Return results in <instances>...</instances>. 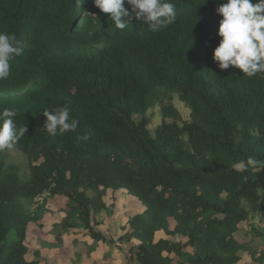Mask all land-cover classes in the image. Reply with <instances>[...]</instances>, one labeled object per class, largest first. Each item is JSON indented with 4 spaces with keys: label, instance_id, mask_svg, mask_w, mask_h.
I'll list each match as a JSON object with an SVG mask.
<instances>
[{
    "label": "trees",
    "instance_id": "1",
    "mask_svg": "<svg viewBox=\"0 0 264 264\" xmlns=\"http://www.w3.org/2000/svg\"><path fill=\"white\" fill-rule=\"evenodd\" d=\"M172 2L175 23L154 33L135 20L117 29L93 0H0V32L23 48L0 81V111L16 109L17 127L27 128L14 148L28 167L23 175L0 151V264H49L38 252L26 257V229L50 196L66 200L56 227L105 242L97 216L121 189L143 206L120 236L138 241L141 264H238L244 252L264 264L263 252L236 238L245 223L264 241L251 221L264 215V74L213 61L223 0ZM64 105L78 127L50 136L43 109ZM154 106L161 121L152 133ZM249 157L261 165L234 170Z\"/></svg>",
    "mask_w": 264,
    "mask_h": 264
},
{
    "label": "clouds",
    "instance_id": "2",
    "mask_svg": "<svg viewBox=\"0 0 264 264\" xmlns=\"http://www.w3.org/2000/svg\"><path fill=\"white\" fill-rule=\"evenodd\" d=\"M78 3L81 0H77ZM101 13L108 14L107 20L119 30H124L133 20L144 22L152 32H159L174 24L177 17L172 0H93ZM207 0H204L206 3ZM126 5L128 7H126ZM219 20L216 35L220 37L213 50L212 59L221 70L234 66L247 77L264 74V0H223L215 8ZM23 54L21 42L14 33L0 32V81L11 75L10 62ZM14 108L0 111V151L11 150L27 132L24 126L17 127ZM46 117L44 130L50 136L75 131L79 121L70 117L67 105L54 110L43 109ZM261 162L248 158L237 162L233 168L244 172Z\"/></svg>",
    "mask_w": 264,
    "mask_h": 264
},
{
    "label": "rangeland",
    "instance_id": "3",
    "mask_svg": "<svg viewBox=\"0 0 264 264\" xmlns=\"http://www.w3.org/2000/svg\"><path fill=\"white\" fill-rule=\"evenodd\" d=\"M170 102L178 109L183 119L188 117L189 109L177 96H174ZM159 110L160 106H154L148 111L150 117L148 129L152 133L156 125L161 121ZM1 152L7 156L8 160L12 159L14 163L20 165V172L23 175L28 172L27 162L19 150L13 148L11 150L5 149ZM105 200L111 209L97 216L98 224L95 227L106 239L105 242H101L87 236V233L80 227L67 232L56 227L55 224L65 215L63 209L66 200L59 196L48 197L42 217L36 223H30L27 226L26 243L28 253L26 257L28 259L35 258V254L38 252L41 257L47 259L49 264H141L133 256L134 250L132 251L138 241L127 242L121 240L120 236L124 234L127 219L134 213L142 211L143 206L124 189L115 192V194L108 192ZM33 204L34 206L36 205L35 202ZM34 206L32 205V207ZM251 221L259 229H264L263 214L254 213ZM173 225L174 221L171 220L170 227H173ZM246 232V224L242 223L241 230L236 238L240 242L250 240L252 247L257 251V256L261 252L264 253V241L261 238L251 239L252 236L248 233L251 236L249 237ZM155 237L156 239L159 237L166 238L165 234L161 232H158ZM183 251L186 252V255L192 254L190 247H185ZM186 257L185 255L183 256V258ZM174 260V264H179V260ZM183 263L191 264L187 260ZM238 264L260 263L252 262L247 252H244L242 261Z\"/></svg>",
    "mask_w": 264,
    "mask_h": 264
}]
</instances>
